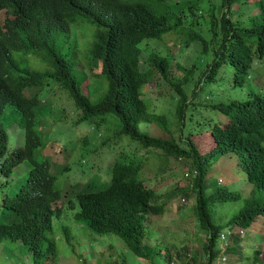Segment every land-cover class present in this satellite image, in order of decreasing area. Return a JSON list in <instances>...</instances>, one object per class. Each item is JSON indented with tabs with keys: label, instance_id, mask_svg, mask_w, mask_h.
<instances>
[{
	"label": "trees",
	"instance_id": "obj_1",
	"mask_svg": "<svg viewBox=\"0 0 264 264\" xmlns=\"http://www.w3.org/2000/svg\"><path fill=\"white\" fill-rule=\"evenodd\" d=\"M234 2L256 3L259 11L251 15L249 25L241 26L231 18ZM1 8L5 12L0 16V171L8 176L25 159L31 163V168L21 185L7 188L14 193L6 191L1 198L0 206L14 211L17 219L0 222V244L8 239L27 245L32 254L31 264L50 263L57 252L53 218L61 217L64 199L57 188V176L50 169L51 160L34 157V149L45 145L35 110L40 98L35 91L47 79L65 88L72 97L75 109L80 110L75 124L97 116L94 119L97 122L93 121L96 126L102 121L100 115L112 112L121 121L119 134H128L146 150L158 149L167 158L179 160V156L185 157L198 171L192 187L196 190L197 224L206 235L204 264H213L218 253V232L224 224L247 227L256 216H264V197L253 195L256 187L264 190V94L251 90L241 100L210 103L229 119L186 135L182 132L172 134L166 116L149 110L142 97L143 86L152 80L159 84L158 88L160 84L167 85L168 95L171 96L170 91L174 94L171 98L176 99L175 116L180 126L186 107L198 102L201 81H215L223 62L233 67L234 84L243 85L255 58L264 57V0H221L216 11L208 0H0ZM79 17L95 26L93 39L86 50V62L89 66L93 58L99 59L101 70L94 74L105 81L103 90L94 100L78 81L81 69L75 53L69 56L61 51L60 42L69 39L71 25L78 22ZM200 17L211 21L209 38L197 27L201 24ZM175 29L185 41L184 47H190L191 41H200L203 52L214 47L213 58L196 80L192 78L195 64L186 66L177 60L176 68L172 69L170 54L154 47L147 53L148 67L140 68L142 48L139 44L144 39L160 38ZM249 35L255 36L254 50L253 44L245 39ZM35 53L45 56L47 68L30 64L28 56ZM26 88H33V93L25 94ZM7 104L16 111L14 122L22 128L24 135V143L9 154L8 132L1 119ZM53 115L54 119L63 118L59 113ZM142 121H155L166 129L169 137L143 131L139 126ZM79 134L80 141L86 145V134ZM63 142L65 146L64 137ZM132 145L127 153H119L111 163L105 188L82 189L68 200L67 207L78 204L72 215L75 219H87L88 226L99 236L105 233L119 236L133 254L149 264H156V257L159 263L162 256L166 264L175 259L194 264L195 253L189 256L187 252L181 257L179 252L166 249L164 253L159 245L146 243L145 231L151 216L163 213L168 199L158 200L160 193L145 185L139 175L142 161L132 156L139 147ZM228 152L238 156L237 163L252 189L244 199V205L221 225L212 220L209 202L237 199L239 192L217 185L206 194L204 180L212 161L219 154ZM67 167L70 165L64 166ZM80 170L77 174L82 177L85 174ZM179 188L183 190L181 198L188 199L189 184ZM153 198L155 201L151 200ZM143 206L150 213L144 212ZM63 231L66 241L71 243V231L67 226H63Z\"/></svg>",
	"mask_w": 264,
	"mask_h": 264
},
{
	"label": "rangeland",
	"instance_id": "obj_2",
	"mask_svg": "<svg viewBox=\"0 0 264 264\" xmlns=\"http://www.w3.org/2000/svg\"><path fill=\"white\" fill-rule=\"evenodd\" d=\"M220 1L208 0L209 4L214 5L215 11L218 10ZM258 11L256 3L234 2L231 5L230 14L237 24L247 26L251 22V15L258 13ZM4 12L5 9L1 8L0 16H3ZM199 20H201V24L197 26L198 29H201L203 35L209 38L211 35L209 34L211 21L202 17ZM94 27L88 20H82V17H79L78 22L71 25L69 39L60 42L62 52L69 56L75 53L79 59L81 72L78 81H80L84 92L89 94L93 100L97 98V95L105 86V81L94 74L101 70L100 60L93 58L89 66L86 62V50L93 39ZM245 39L248 43L253 44L254 50L255 36L249 35ZM184 42L182 36L176 33V29L164 33L160 38L144 39L139 44L142 48L139 60L140 68L145 69L148 67L146 62L147 53L154 47L164 54H170L172 69L176 68L177 60L186 66L195 64L192 78L196 80L207 63L213 58L214 47H210L207 52H203L200 41H191L192 45L190 47H184ZM38 54L28 56L30 64L38 68H47V59L44 55L43 57ZM179 72L181 73V70H177V73ZM233 74V67L227 62H223L215 81H201L198 102L192 107L190 105L186 107L185 117L180 126L177 124L175 116L176 99L171 98V96L174 98L172 92L169 91L171 96L168 95L167 85L160 84L161 87L158 88L159 84L152 80L143 86L142 97L145 99L149 110L166 116L172 134L177 135L181 132L185 135L196 133L210 128L214 123L222 124L229 119L228 115L218 108L212 107L210 103L231 99L241 100L246 98L251 90L264 94V57L255 58L243 85L234 84ZM33 91V88L24 90L27 95L32 94ZM37 91L40 102L35 110L37 121L39 118L38 126L41 129L40 133L45 145L43 148L37 147L34 149V157L37 160H51L50 168L57 176V188L61 190V197L64 199L65 205L61 217L53 218V237L56 240L57 252L53 260L45 264H113L114 262L118 264H149L148 261L140 260L139 257L133 254L119 236L114 233H105L99 236L97 232L88 226L87 219H75L72 215L77 210L78 204H75L73 208L67 207L68 200L76 192L82 189L99 190L105 188L110 178L108 171L111 163L119 153H127L128 149L133 147L132 144L139 147L132 152V156H136L138 160L142 161L143 166L139 175L144 180L145 185L155 188L160 193L158 200L168 199L165 211L151 216V223L145 231L146 236L144 239H146V243L159 245L163 251L168 249L172 253L179 252L181 257L187 252L189 256L195 253L197 258L194 264H204L206 256L203 243L206 235L197 224L196 195L195 192H190L188 196L190 200L186 203L182 202L183 190L179 188L181 185L188 183L187 179L189 177L185 175V170L188 166H191V163L187 159L167 158L165 155L160 154L158 149L146 150L140 147L136 140L128 134H119L121 121L112 112L100 115L102 121L96 126H94L93 121L97 122V120H94L97 116L75 124L74 122L80 110L75 109V104L68 91L54 85L50 79H47L46 83L41 88H37L35 92ZM151 106L154 107L151 109ZM53 113H59L63 118L54 119ZM16 115L17 113L12 105L7 104L4 106L1 119L9 137L7 154L24 143L23 130L14 122ZM139 126L140 129L152 135L169 137L165 132L166 129L155 121H142ZM79 133L86 134V145L80 141ZM197 136H194L193 139L195 140ZM63 137L66 142L65 146ZM106 139H108L107 142L102 144ZM203 140L206 141L205 138ZM262 143L264 144V140ZM237 160L238 157L234 152L221 153L212 161L208 175L205 176L204 192L206 194L210 193L217 185L239 192L237 199L209 202L212 220L217 224L223 225L236 213L244 205V199L250 195L252 189V184L245 178V172L240 166H237ZM67 164L70 167L65 169L64 166ZM30 167L29 161L25 159L15 166L8 176L1 175L0 172V202L6 191L11 192L7 188H17L24 182L25 175ZM79 169H81L82 174H85L84 176L80 177L77 174ZM217 178L221 180L219 183L216 180ZM253 195L264 197V190L256 187ZM155 199L151 200L155 201ZM142 209L144 212L150 213L146 206H143ZM255 218L247 226L245 233L241 236V241L247 239L249 241L248 236L250 233H257V228H259L260 237L262 238L258 250H253V245L240 246V248L248 249L246 252L250 256L253 251L256 253L255 250L258 251L259 256V250H261L258 262L264 264V225H259V222L264 220V216L260 214ZM16 219L17 215L14 211L0 206V222H12ZM63 226H67L72 233L71 243H68L65 239ZM218 243L221 246L223 245L222 241ZM161 259L158 263L156 257L154 263L166 264L163 256ZM230 261L231 264H254L251 258L248 259L244 255L238 260L231 255ZM31 262L32 254L29 252L27 245L19 241L11 242L8 239L0 244V264H31ZM170 264H184V260L175 259V262Z\"/></svg>",
	"mask_w": 264,
	"mask_h": 264
},
{
	"label": "clouds",
	"instance_id": "obj_3",
	"mask_svg": "<svg viewBox=\"0 0 264 264\" xmlns=\"http://www.w3.org/2000/svg\"><path fill=\"white\" fill-rule=\"evenodd\" d=\"M238 157V156H237ZM181 159H186L185 157H181L179 156V160ZM30 163V162H29ZM237 163V161H236ZM31 165V163H30ZM66 166V165H65ZM237 166L238 163H237ZM15 168V167H14ZM13 168V169H14ZM31 168V167H30ZM69 168V167H67ZM51 169V168H50ZM13 171V170H12ZM29 171V170H28ZM1 172V171H0ZM197 170H195V168H192V166H188L187 170H185V175H188L189 179L188 180V184L191 188V191L190 192H193L196 191L195 189H193L192 185H193V177L197 174ZM1 175H4L2 172H1ZM208 175V174H207ZM6 176V175H4ZM246 178V177H245ZM218 181V183L221 181L220 179H216ZM247 180V179H246ZM21 185V184H20ZM196 195V194H195ZM190 198L188 199H183L181 198V201H189ZM83 219V218H81ZM80 219V220H81ZM256 219V218H255ZM253 221V220H252ZM251 221V222H252ZM264 222V220H263ZM225 227L223 228V230L221 229L219 232H218V236H217V239H218V242L219 241H222L223 242V245L221 246L218 242H217V246H218V253L216 255V257L214 258V261H213V264H216L217 262L218 263H221L223 260H225L224 262L226 263L227 260H228V254H227V249L229 248V246L231 245V243L233 242V238L235 236H242L245 231H246V228L247 227H244V226H239L238 224L236 223H233V224H229L227 223L224 224ZM250 225V224H249ZM232 226V227H231ZM225 234V236H224ZM163 251V249H162ZM164 252V251H163ZM140 259H143V258H140ZM145 260V259H144ZM139 262V261H138Z\"/></svg>",
	"mask_w": 264,
	"mask_h": 264
},
{
	"label": "crops",
	"instance_id": "obj_4",
	"mask_svg": "<svg viewBox=\"0 0 264 264\" xmlns=\"http://www.w3.org/2000/svg\"><path fill=\"white\" fill-rule=\"evenodd\" d=\"M259 225H264V222L263 221H260L259 222ZM256 229V227H255ZM261 235V232H260V229L257 228V233L256 232H251L250 235L248 236L249 237V241L248 239L247 240H244V241H241L242 237L241 236H235L233 239V242L231 243V245L229 246V248L227 249V254H228V260L227 262L225 263L223 260L221 263H216V264H231V261H230V256L232 255L236 260H238L241 256H246V258H251L252 262L254 264H263L262 262H258V258H260V255H261V250L260 251V255L258 256L256 250L253 255L250 256L249 254H247L246 250L248 249H244V248H240V246H243V247H246V246H249V245H253V250L254 249H257L258 248V245H259V242L261 241V238L260 237ZM258 250V249H257ZM230 251H233V252H230ZM141 260V259H140Z\"/></svg>",
	"mask_w": 264,
	"mask_h": 264
},
{
	"label": "built area",
	"instance_id": "obj_5",
	"mask_svg": "<svg viewBox=\"0 0 264 264\" xmlns=\"http://www.w3.org/2000/svg\"><path fill=\"white\" fill-rule=\"evenodd\" d=\"M224 236H225V234H224Z\"/></svg>",
	"mask_w": 264,
	"mask_h": 264
}]
</instances>
